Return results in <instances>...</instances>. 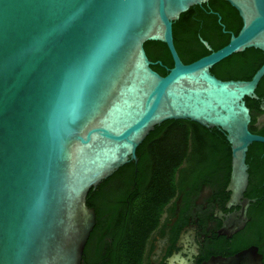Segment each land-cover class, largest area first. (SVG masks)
I'll return each instance as SVG.
<instances>
[{
    "label": "water",
    "instance_id": "1",
    "mask_svg": "<svg viewBox=\"0 0 264 264\" xmlns=\"http://www.w3.org/2000/svg\"><path fill=\"white\" fill-rule=\"evenodd\" d=\"M207 0H0V264H80L94 223L89 188L129 159L165 119L217 127L229 144L225 206L255 197L245 151L264 135L248 129L244 96L264 74L221 79L209 67L231 52H264V0H225L241 19L227 42L190 62L178 57L171 22ZM145 40L165 43L172 63L150 67ZM258 108L264 110V95ZM264 151V149H263ZM200 264H261L248 246Z\"/></svg>",
    "mask_w": 264,
    "mask_h": 264
},
{
    "label": "trees",
    "instance_id": "2",
    "mask_svg": "<svg viewBox=\"0 0 264 264\" xmlns=\"http://www.w3.org/2000/svg\"><path fill=\"white\" fill-rule=\"evenodd\" d=\"M241 19L234 7L225 0H207L192 4L171 22V36L174 49L184 63L190 62L208 52L200 42L205 39L212 49L227 42L230 33H236ZM143 49L152 61L150 67L159 74H164L172 63L171 56L164 42L145 40ZM264 60V52L255 47H246L241 51L231 52L209 67V71L221 79H248ZM254 93L256 98L244 96L250 120L248 129L264 135V122L256 123L258 114L264 110L258 108L260 98L264 95V74L258 79ZM194 143L192 158L195 166L204 176L219 173L226 185L229 174L230 150L224 133L217 127H205L189 119H165L154 125L140 143L135 147L136 162L128 160L117 169L132 171L137 166L136 184L139 196L136 210L146 213L159 196L173 192L178 166L188 155V145ZM264 143L252 141L245 151L247 164V184L243 194L256 197L249 204L252 213H259L264 221ZM109 177V176H108ZM100 180L94 188H89L85 196L87 205L93 197L107 200L109 196L123 195L130 181H124L120 187ZM114 181V179H111ZM106 186V187H105ZM225 195L228 192L225 191ZM128 260V259H127ZM130 264L126 261V263ZM264 264V254H263Z\"/></svg>",
    "mask_w": 264,
    "mask_h": 264
},
{
    "label": "flooded vegetation",
    "instance_id": "3",
    "mask_svg": "<svg viewBox=\"0 0 264 264\" xmlns=\"http://www.w3.org/2000/svg\"><path fill=\"white\" fill-rule=\"evenodd\" d=\"M188 146L173 192L156 198L146 213L136 210L137 166L131 172L115 169L107 176L104 184L108 187L109 183L120 187L124 181L130 182L123 195L90 200L94 223L80 264H200L210 256H227L250 245L261 254L263 264L264 221L259 213L251 212L250 202L242 225L222 232L223 225L238 217L239 206H225L228 195L220 174L203 177L192 158L195 145Z\"/></svg>",
    "mask_w": 264,
    "mask_h": 264
},
{
    "label": "rangeland",
    "instance_id": "4",
    "mask_svg": "<svg viewBox=\"0 0 264 264\" xmlns=\"http://www.w3.org/2000/svg\"><path fill=\"white\" fill-rule=\"evenodd\" d=\"M264 122V112L257 115L256 123Z\"/></svg>",
    "mask_w": 264,
    "mask_h": 264
}]
</instances>
